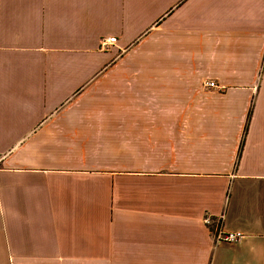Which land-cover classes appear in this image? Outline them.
Returning <instances> with one entry per match:
<instances>
[{
  "label": "crops",
  "instance_id": "crops-1",
  "mask_svg": "<svg viewBox=\"0 0 264 264\" xmlns=\"http://www.w3.org/2000/svg\"><path fill=\"white\" fill-rule=\"evenodd\" d=\"M0 264H264V0H0Z\"/></svg>",
  "mask_w": 264,
  "mask_h": 264
},
{
  "label": "built area",
  "instance_id": "built-area-1",
  "mask_svg": "<svg viewBox=\"0 0 264 264\" xmlns=\"http://www.w3.org/2000/svg\"><path fill=\"white\" fill-rule=\"evenodd\" d=\"M115 42V38L104 39L102 40L101 47L103 49H106L112 46ZM207 85L211 88L215 87L214 82H209ZM204 222L212 228V234L215 242L232 244L240 241L243 238V235L240 232H225L222 228L220 218H217V220L214 221L209 218H206Z\"/></svg>",
  "mask_w": 264,
  "mask_h": 264
},
{
  "label": "trees",
  "instance_id": "trees-1",
  "mask_svg": "<svg viewBox=\"0 0 264 264\" xmlns=\"http://www.w3.org/2000/svg\"><path fill=\"white\" fill-rule=\"evenodd\" d=\"M248 117H249V114H248Z\"/></svg>",
  "mask_w": 264,
  "mask_h": 264
}]
</instances>
